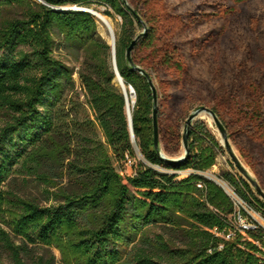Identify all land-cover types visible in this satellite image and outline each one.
<instances>
[{"label":"trees","instance_id":"obj_1","mask_svg":"<svg viewBox=\"0 0 264 264\" xmlns=\"http://www.w3.org/2000/svg\"><path fill=\"white\" fill-rule=\"evenodd\" d=\"M93 3L107 5L123 19L117 64L136 93L133 130L147 161H139L132 175L118 172L109 151L118 161L136 158L126 96L115 83L112 46L99 33L94 14L63 8L93 9ZM140 14L124 0H0V220L22 242L0 227L12 264H27L30 246L41 244L59 247L77 264H264L257 255L264 249L263 230L236 232L228 240L213 232L233 227L229 216L236 206L221 186L200 174L216 164V149L222 150L207 124L197 121L191 129L183 161L163 159L155 146L153 91L146 74L127 58ZM157 32L150 26L135 50L144 45L162 52L153 71L161 60L164 67L177 65L184 72L176 51L158 48ZM56 46L79 63L77 71L56 56ZM133 61L137 64L135 55ZM246 114L264 135L260 103ZM172 136L180 145L183 136L178 131ZM48 160L60 165L52 169L51 164L50 178L42 177L55 188L47 189L52 203L42 206L4 190L17 167L40 175ZM187 170L193 172L180 173ZM225 180L245 199L255 195L244 178L227 174ZM253 202L264 214V202L255 196ZM153 226L164 233L148 236Z\"/></svg>","mask_w":264,"mask_h":264},{"label":"rangeland","instance_id":"obj_2","mask_svg":"<svg viewBox=\"0 0 264 264\" xmlns=\"http://www.w3.org/2000/svg\"><path fill=\"white\" fill-rule=\"evenodd\" d=\"M124 3L130 8H139L141 13L142 24L138 26L136 35L140 36L139 41L148 33L150 26H157L158 48L168 47L171 51H176L178 58L181 56L179 61L182 70L185 69L182 72L177 65L164 67L160 60L158 68L153 71L152 64L161 59L162 52L155 53L153 48L147 50L144 45L133 51L136 65L148 71L158 91L161 154L174 160L181 158L185 154L183 140L179 145V142L172 139V133L178 131L180 136H184L189 115L200 106L216 107L223 118L220 119L222 123H227L224 126L236 155L264 190L263 130L257 124L251 125L246 114L250 108L258 107L259 103L264 111V0H124ZM63 8L89 9L76 4ZM92 8L107 17L118 40L123 19L105 4L93 3ZM106 11L111 14H105ZM98 31L100 33L99 26ZM106 41L111 45L107 39ZM55 54L75 68V71L79 69V63L67 58L57 46ZM111 63L114 67L113 53ZM74 79L77 81L81 100L84 101L77 72L74 73ZM115 83L120 87L116 80ZM134 100L131 97L129 99L131 110ZM198 118L194 120L192 128L197 121L205 122L222 146V150L216 149V164L200 174L208 180L209 176H213L226 188L230 185L229 193L237 203L236 211L246 212L249 217H243L247 221L253 219L263 222L264 217L253 202L254 196L263 201L256 188L250 183L255 195H248L250 200H247L225 180L227 174L237 178L244 177L227 151L214 119ZM100 137L104 141L101 132ZM109 151L115 167L122 175H132L139 161H144L137 151L135 159L130 157L132 163L118 161L113 152ZM51 164L52 169L60 167L55 161L48 160L41 168L40 175L36 171L30 170V173L17 167L5 183L4 190L22 198L37 200L42 206L49 205L52 202L47 200V189L54 191L55 188L49 187L42 177L50 178ZM155 168L166 171L160 167ZM192 172L187 170L180 173L185 175ZM229 221L233 227L238 225L234 215L229 216ZM0 227L9 232L17 244L22 243L1 220ZM230 229L223 233L213 232L228 240L232 238L228 237ZM146 233L156 238L164 230L160 226H153ZM30 248V256L25 258L27 264H39L42 259L44 264L48 261L51 264H77L66 258L57 246L41 244ZM0 263L12 264L11 254L1 241Z\"/></svg>","mask_w":264,"mask_h":264},{"label":"water","instance_id":"obj_3","mask_svg":"<svg viewBox=\"0 0 264 264\" xmlns=\"http://www.w3.org/2000/svg\"><path fill=\"white\" fill-rule=\"evenodd\" d=\"M81 10L88 11V12H90L92 14H95V12H96L95 9H81ZM139 38H140V36L136 37L132 41L131 45L129 46V48L127 50V58H128L129 63L132 65V67L135 70H137L138 72H140L142 74H146V77L148 78V81L150 83L151 89L153 91V98H154V109H153L154 140H155L156 148L160 149L159 128H158V91H157V88H156V86H155V84L153 82V79H152L151 75L146 73V71L143 68H141L140 66L136 65L134 63V61H133V51H134V49L136 47V44L139 41ZM112 53H113V58H114V67L113 68H114V71L116 73V79L115 80L117 81L118 76H120L121 78H122V76H121V73H120V71L118 69L116 46L112 47ZM131 88H132L131 92L134 93L135 96H136L134 88L133 87H131ZM123 92H124V94L126 96L127 112H128L129 122H130L132 140H133L135 149L138 152V154L143 157V160L145 162H147L146 159L144 158L142 152L140 151V148L138 147V145L136 143L135 134H134V130H133L132 110H130V108H129V99H128L127 93L124 90H123ZM135 102H136V100L133 101V106L135 105ZM203 113H206V114L212 116V118L214 119L215 123L217 124V126H218V128L220 130V133L222 135L225 147H226L227 151L229 152V154H230L235 166L238 168V170L240 171L242 176L245 178V180L248 181L249 183H251L256 188L257 192L259 193V195L261 196V198L264 201V190L261 188V186L259 185L258 181L256 179H254V177H252V175L249 173V171L243 165V163L241 162L239 157L236 155V153H235V151H234V149H233V147H232V145L230 143L229 136H228V133H227V130H226L224 124L222 123L220 118L217 116L215 111L212 108L208 107V106H200L198 109L193 111L189 115V117L187 119L186 126H185V133H184V136H183V145H184V148H185V154L181 158L175 159V160L174 159H170V158H168V157H166V156H164L162 154H161V157L163 159H166V160H169V161H173V162H180V161L185 160L188 157V154H189V136H190V132H191V128H192L193 122H194V120H196ZM210 180H212L215 183H217L219 186H221L225 190V192L227 194L230 195L229 190H227L222 184H220L216 180H213V179H210Z\"/></svg>","mask_w":264,"mask_h":264},{"label":"bare ground","instance_id":"obj_4","mask_svg":"<svg viewBox=\"0 0 264 264\" xmlns=\"http://www.w3.org/2000/svg\"><path fill=\"white\" fill-rule=\"evenodd\" d=\"M94 15H95L96 20L98 22L100 33L105 36V38L111 43L112 47L116 46L117 45V36H116V33H115L114 28H113L112 24L110 23V21L107 19V17L102 12H100L98 10H96ZM117 83L120 85L121 89L124 90L127 93L128 99H130V97L133 100L135 99V94L131 92L130 87L125 83L123 78L118 76ZM130 104H131V102L129 101V108L131 110V105ZM132 104H133V102H132ZM200 117H203V118L207 117L210 120L212 119L211 118L212 116L210 117V115H208L206 113H203ZM209 178L218 181L213 176H209ZM219 183L221 184V182H219ZM222 185L224 186V184H222ZM226 189L229 190L230 189V185Z\"/></svg>","mask_w":264,"mask_h":264},{"label":"built area","instance_id":"obj_5","mask_svg":"<svg viewBox=\"0 0 264 264\" xmlns=\"http://www.w3.org/2000/svg\"><path fill=\"white\" fill-rule=\"evenodd\" d=\"M128 162L132 163V160L130 159V157H127ZM231 198L232 195L230 194ZM233 199V198H232ZM234 201V199H233ZM235 206L237 205V203L234 201ZM245 217H249L246 212L243 213L242 210L240 211H236V213L234 214L235 220L237 222L238 225H236L235 227H233V229L229 231L228 233V237H232L236 234V232H241L243 234H246V232L248 231H259L260 229L264 231V218H263V222H260L258 220H253L250 219L249 221H247V218ZM262 216L264 217V214H262ZM214 232L219 233L218 229L215 228ZM222 247V245H221ZM257 255L264 260V249H261L260 251L257 252Z\"/></svg>","mask_w":264,"mask_h":264}]
</instances>
